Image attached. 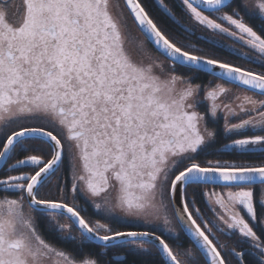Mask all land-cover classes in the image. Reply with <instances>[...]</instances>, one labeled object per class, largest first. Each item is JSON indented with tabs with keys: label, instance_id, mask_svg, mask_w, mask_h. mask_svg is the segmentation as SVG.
Instances as JSON below:
<instances>
[{
	"label": "snow or ice",
	"instance_id": "6c2138e0",
	"mask_svg": "<svg viewBox=\"0 0 264 264\" xmlns=\"http://www.w3.org/2000/svg\"><path fill=\"white\" fill-rule=\"evenodd\" d=\"M154 2L0 0V264H264V0Z\"/></svg>",
	"mask_w": 264,
	"mask_h": 264
},
{
	"label": "rangeland",
	"instance_id": "374dc122",
	"mask_svg": "<svg viewBox=\"0 0 264 264\" xmlns=\"http://www.w3.org/2000/svg\"><path fill=\"white\" fill-rule=\"evenodd\" d=\"M111 2H112V5H113L114 13L116 15L123 14V16L127 19V26H128V29H130V31H129V41L132 43L133 48H135L139 44V42L142 41L144 38L142 37V35L137 30L136 26L134 25L133 21L131 20L130 16L128 15L127 11L125 10L121 0H111ZM130 26L134 30L131 29ZM224 43L225 44H231V40L229 39V40L225 41ZM220 45L224 46V44H220ZM237 46H239V45L237 44ZM154 54H156V53H154ZM161 59H163V58L161 57ZM238 61L239 62H243L241 60H238ZM243 64L246 67H252V68L255 67L254 64H245L244 62H243ZM238 94L244 95L245 93H239L238 92Z\"/></svg>",
	"mask_w": 264,
	"mask_h": 264
},
{
	"label": "trees",
	"instance_id": "16d2710c",
	"mask_svg": "<svg viewBox=\"0 0 264 264\" xmlns=\"http://www.w3.org/2000/svg\"><path fill=\"white\" fill-rule=\"evenodd\" d=\"M146 2L149 4V6H150V8H151V10H152V12H153L154 15L160 16V19H161L162 22H167V21H166V18H165L163 15H161L160 10L158 9V6H157L156 3L154 2V0H146ZM150 47H151V46H150ZM221 55L224 56L223 54H221ZM228 58L231 59L233 62H235V63H237V64H240V65L243 66V67H246V66L243 64V62H239V61H238V59L236 58V56H232V57H228ZM209 79H210V78H209ZM199 206H200L202 212L206 210V209L204 208V206H203L202 203H201ZM180 242L183 243L185 246H189V242H188V240H184V239H182ZM129 259H132V257H129Z\"/></svg>",
	"mask_w": 264,
	"mask_h": 264
},
{
	"label": "flooded vegetation",
	"instance_id": "af4514ba",
	"mask_svg": "<svg viewBox=\"0 0 264 264\" xmlns=\"http://www.w3.org/2000/svg\"><path fill=\"white\" fill-rule=\"evenodd\" d=\"M253 22L255 23V21H253ZM130 28H131V26H130ZM131 29H133V28H131ZM133 30H134V29H133ZM129 31H130V29H128V32H129ZM133 32H134V31H133ZM139 33H140V32H139ZM142 37H143V36H142ZM143 38H144V37H143ZM128 46H129L130 48H133L132 43H131L130 41H129V45H128ZM217 47H218V49H221V50L224 49V46H222V45H218ZM148 48H149V50H151L150 45H148ZM221 54L225 55L226 52H225V51H222ZM208 79H209V78H208ZM215 82H216V83H220V81H215ZM226 87H231L234 93H237V94H238V92H239V93H244L242 89H237V88H235V87H233V86H231V85H226ZM247 94H248V95H251V93H247ZM232 122H233V123H236V122H238V121H237V120H233ZM222 125H223V117L221 116V120H220V124H219V126L222 127ZM89 211H91V209H89ZM203 213H205V214L207 215L208 219H212V214L209 213V212L207 211V209H206L205 211H203ZM198 222H199V221H198ZM217 239L223 241V238H221L218 234H217Z\"/></svg>",
	"mask_w": 264,
	"mask_h": 264
},
{
	"label": "water",
	"instance_id": "95a60500",
	"mask_svg": "<svg viewBox=\"0 0 264 264\" xmlns=\"http://www.w3.org/2000/svg\"><path fill=\"white\" fill-rule=\"evenodd\" d=\"M121 2H122V4H123V6H124V8H125V10L127 11V13H128V10H127V8L125 7V4H124V0H121ZM128 15H129V13H128ZM130 16V15H129ZM130 18H131V16H130ZM131 20H132V18H131ZM133 21V20H132ZM134 23V22H133ZM135 25V24H134ZM136 26V25H135ZM137 28V27H136ZM138 30V29H137ZM139 31V30H138ZM141 34V33H140ZM142 35V34H141ZM143 36V35H142ZM151 46V45H150Z\"/></svg>",
	"mask_w": 264,
	"mask_h": 264
}]
</instances>
